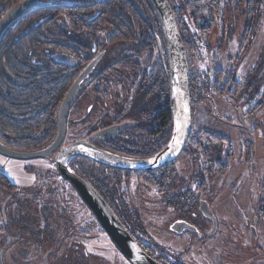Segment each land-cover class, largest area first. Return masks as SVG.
<instances>
[{"label":"rangeland","instance_id":"obj_1","mask_svg":"<svg viewBox=\"0 0 264 264\" xmlns=\"http://www.w3.org/2000/svg\"><path fill=\"white\" fill-rule=\"evenodd\" d=\"M52 1L55 4L87 2ZM253 8L255 12L250 20L246 16L247 0H220L221 14L216 18L208 39L199 38L197 30L204 22L205 14L197 19L189 13L184 17V22L195 34L197 45V50L185 55L187 66L189 73L195 75L204 91L194 108L191 134L199 135L204 140L203 145L206 143L208 148H212V145L206 142L207 137L215 135L224 139L218 153L215 152L217 155L211 156L212 159L223 157L226 150L231 149L229 171L221 178L224 181L215 175L214 180H208L209 189L214 193L221 190V194H218L220 197L230 196L232 191L233 197L242 205L238 212L242 211L249 220L263 207L264 198V0H256ZM247 24L251 26V38L241 44L243 27ZM110 33L109 28L99 32L101 47L105 46ZM131 53L124 52L126 55ZM147 59V53H141L140 67H144ZM153 63L146 67L147 72ZM215 70L223 71L219 88L229 75H233V81L240 87L236 95L232 96L233 88H229L230 94L227 92L223 96L212 90ZM135 74L134 70L119 69L107 79L111 88H102L101 92L104 93L101 94L93 93L96 86H90L87 93L74 104L60 149L81 141L90 128L98 125L102 115H116L115 96L122 103L131 96L132 87H128V83L136 78ZM121 86L129 88L128 96L123 93ZM96 101L99 103L93 106L92 103ZM257 105V109L253 110ZM240 113L244 125L240 122ZM53 154L57 155V152ZM53 161L54 155L30 161H18L0 155V172L19 190L9 194L0 190V238L3 241L0 253L3 264H44L46 254L47 264H57L64 254L73 258L84 257L87 264H128L110 243L107 235L101 232L73 190L56 176ZM199 163L200 154H181L175 167L176 183L184 180L192 190L195 184L192 178L199 173ZM122 186L127 207L132 213H137L143 223L146 236L142 237L140 233L137 235L144 243L153 241L162 247L164 254H184L182 258L201 263L194 247L197 242H193L191 251L187 253L184 250L186 237L178 238L165 230L164 225L171 221L173 213L163 207L160 197L153 190L137 183L134 178L126 180ZM226 207L215 209L214 212L219 219L221 216L223 222L232 216L224 215L222 210L234 212L233 207ZM262 219L259 243L260 240L264 241V216ZM233 222L231 220V224ZM42 230L46 231L44 236L40 233ZM41 237L45 242L44 248H40L35 241ZM47 237L53 239L49 241ZM251 247L244 248L238 242L233 254H242L243 259L252 250ZM259 254V251L256 252V255Z\"/></svg>","mask_w":264,"mask_h":264},{"label":"trees","instance_id":"obj_2","mask_svg":"<svg viewBox=\"0 0 264 264\" xmlns=\"http://www.w3.org/2000/svg\"><path fill=\"white\" fill-rule=\"evenodd\" d=\"M22 1L24 0H0V20L13 5ZM86 1L81 4H55L52 0H39L49 6L35 7L2 33L0 37V144L18 152L41 151L52 144L58 132L57 113L65 94L84 67L97 54L103 52L106 58L104 67L95 71L91 83L101 84L102 78L111 70L114 72L120 68H125L127 71L134 70L142 81L136 88L137 100L134 99L135 101L129 105L120 104L118 116L128 119L130 123H136L138 128L150 121V127L153 129L154 116H156L154 113L159 112L163 120L161 123L166 131L161 140L147 149V154L144 151H131L128 148L119 147V141H122L121 134L123 131L132 129L129 127L110 137L106 145L101 138H95L89 134V139L94 140L92 145L97 149L131 158L145 157V155L156 156L167 145L172 130L167 46L159 16L151 1L148 0ZM168 2L178 24L185 55H187L197 50V45L195 34L184 22L185 15L189 13L194 19L202 14L206 15L204 22L197 30L199 38L208 39L216 18L221 14L220 0H168ZM255 2L256 0H247L246 16L250 20L255 12L253 8ZM105 28H109L111 33L107 36L105 46L101 47L98 35ZM250 28L249 24L243 27L241 44L251 38ZM125 51H132L133 54L126 55ZM141 53H147L146 67L156 53L160 58L158 69L153 68L151 73L139 74L141 67L138 58ZM214 74L215 81L211 88L217 95L223 96L229 92V88L235 89L232 96L239 92L240 87L233 81V75H229L223 86L219 88L218 84L222 80L223 71L215 70ZM189 79L193 120L194 108L203 97L204 91L192 72L189 73ZM262 99L264 102V95ZM258 105L253 110L257 109ZM102 118L101 126H107L109 123L106 120L109 117ZM156 126L158 127L159 123ZM97 130L98 128L89 129L90 132ZM203 142L199 135L190 134L184 152L197 155L204 151L203 156L208 157L210 150L205 146L206 143L203 145ZM206 142L209 145L221 144L224 139L213 135L207 137ZM228 152L229 158L232 159L230 148ZM74 164L79 166V170L75 168L74 173L83 180H87L101 198L105 197V200L110 198L111 200H106L107 203L109 202L107 205L112 210L116 209L117 212L114 213L120 217L118 212H125V205L119 200L113 202L116 196L111 193L112 187L109 186V180L102 170L104 167L93 164L86 167L83 161H77ZM93 170L96 173H93ZM213 170L219 171L221 176L227 172L226 167L221 168V166ZM160 171L162 173L157 179L150 173L135 172V174L137 179L145 185L158 189L160 184L157 183L162 176L169 178L175 173L172 164H168ZM116 173L122 176L127 174L119 171ZM0 190L7 194L19 191L1 172ZM170 205L176 209L181 205V199L177 197L172 199L168 206ZM119 220L126 230L127 222L130 220L135 229L139 225L137 218L132 220L126 217ZM127 231L131 236H135L132 231ZM40 233L44 236L46 231L42 230ZM35 241L40 248L45 247L42 237L36 238ZM2 244L3 241L0 238V245ZM152 247V245L149 247L151 251H153ZM61 259L57 264H86L84 257L80 259L69 255L65 260Z\"/></svg>","mask_w":264,"mask_h":264},{"label":"flooded vegetation","instance_id":"obj_3","mask_svg":"<svg viewBox=\"0 0 264 264\" xmlns=\"http://www.w3.org/2000/svg\"><path fill=\"white\" fill-rule=\"evenodd\" d=\"M254 11H255V8H254ZM131 54H133V53H131ZM105 59H106L105 54L102 52V53L97 54L91 60V62L95 61V65H94L93 69L90 71V73L88 74V76L85 77L84 80H82L79 83L80 87H79V89L75 95L76 97L74 98V101L71 105V109L69 110L68 115L66 117V119H67L66 120V128L68 127V121H69L70 114H71L72 110H74V108H75L74 104H75L76 100L83 97L87 93V90H89L90 86H96V89L93 91V93H95L96 95L104 93L103 91L101 92L102 88H105L106 90L111 88L110 83L108 82L107 79L111 78V76L114 74L113 70H111V72H109L107 74V76L102 78L101 84L100 83H96V84L91 83V78H92L93 74L95 73V71L97 69L104 67ZM159 59H160L159 56L156 53H154V55L152 57V61H151V63H153V61H154V63L152 65V67L149 69L148 73H151L153 71V68L155 70L158 69L157 67H158ZM138 61H139V58H138ZM151 63H149V66L151 65ZM146 65H147V63L144 64L145 67H141V69H140L141 72L139 74H142V72H147L145 70ZM168 65H169V60H168ZM86 67H84V69ZM83 71L84 70H82L80 72L78 77L82 74ZM130 71H132V70H130ZM135 77L136 78H133L128 83V87H130V88L132 87V90H131L132 94H131V96L126 98V101H124L122 103L120 101V98L117 95L115 96L116 115L110 116L106 120L109 124L107 126H104V127L101 126L102 125L101 123L103 120L102 117H104L102 115V117H101L102 119L99 120L98 125L95 127V128H98V130L95 132L87 131L86 135L82 138L81 141H86L89 144H92V142H94V140L89 139V134H92L93 137L101 138L102 141H105L104 145H106V141H109L110 137L114 136L118 132H121L123 129L129 127L132 129H130L128 131H123V134H121L122 135V139H121L122 141H119V147L120 148L125 147V148L130 149L131 151H133V150L134 151H144L147 154V152H148L147 149L151 148L153 143H156L157 141L162 139V136H163L164 132L166 131V128L161 123L163 121V120H161V118H162L161 113H159V112H157L156 114L154 113V115H156V116H154L155 119L153 122V127H154L153 129L150 127V121H148L147 124L140 126L141 128H138L136 123H134V122L130 123L128 121V119H125L121 116H118V114H119L118 108H119L120 104L129 105L133 101L137 100L136 95L138 93H136V88L138 87V85L141 84L142 81H140L141 78L139 79L137 74H135ZM128 87L121 86V90L122 91L124 90L123 93L126 94L127 96L130 94ZM98 103L99 102L96 101V102H93L92 104H93V106H95ZM157 123H159L158 127L156 126ZM110 126H116L119 128V130L117 132H115L114 134H111L108 137L97 136L98 131L109 128ZM171 126H172V118H171ZM66 128H65V131H66ZM171 128H173V126ZM90 129H94V128H90ZM66 132H65V134H66ZM171 133H172V130H171ZM64 137H65V135H64ZM63 140H64V138H63ZM63 140H62L61 145L56 150H54L52 153H50L51 155L48 156V157H52V155H54V161H53L54 165H55L56 154H53V153H55V152L58 153L62 149V148L60 149V147L64 143ZM168 142H167V144H168ZM221 144H213V145L210 144V145H212L211 146L212 148H209L210 155L208 157L203 156L204 151L201 152L202 154L199 153L200 154V163L198 165L199 166V170H198L199 173H196L192 178L193 183H195L194 188H192V190L188 188V184L184 180L179 181V184L176 183L177 174L175 172V169H176L175 167H176V164H177L180 156L174 162L169 163V164H172V167H174L175 173L173 175H171L169 178H168V176H162V178L157 183V184H160V187L158 189L155 187H152V186L145 185L142 181H139L137 179L135 172H142V171H134V172L127 171V170L121 171V170L114 169L112 167L109 168V167L101 165V164L100 165L96 164L91 159H89V158L86 159L83 157L82 158L76 157V158L69 159L66 164L68 165L70 171H72L73 173L77 169L79 170V166L74 164V163H77V161H83L86 167H88V165H91V164L97 165L99 167L100 166L104 167V169H102V170L104 172V175L109 180V186L112 187L111 193H113L117 197V198L114 197L113 202L119 200L120 202H123V204L125 205L124 206L125 212L124 211L118 212L120 217H118V215L116 213H114L117 216L118 220L119 219H125L126 217H128L130 219L132 218V220H136V218L139 219L137 213H132L130 211V209L127 207V204L125 202V199H124L125 197H124L123 191H122V187H123L122 184L126 183V180H129L130 178H134L137 183H139L143 186H147L148 189L154 191L156 196L160 197V201H161V204L163 205V207H165L166 210H171V212L173 213L171 221L164 225L165 230H167V232H169L170 234L172 233L173 235H175L178 238L183 239L186 237L184 250L187 253L189 251H191V248L194 244L193 242H197L198 244L195 245L194 247H195V251L197 252V254L199 256V259L201 260V263H195V261H190V260L186 259L185 257L182 258V256L184 254H182V256H180L179 254L168 255L167 253L166 254L162 253V247L158 246L155 242L149 240L148 241L149 243H144L141 240L140 236H142V237L146 236V233L143 230V223L140 219H139V225H137V229H135L133 227L132 223L130 222L131 220L129 222H127V225H126L127 230H129L130 232L132 231L135 235L134 237L132 236L134 241L136 243H138L139 246L142 248V250L145 253H147L148 255H150L158 264H240V263H242V264H264V241L260 240V243L258 242L259 241L258 240V238H259L258 233H260L259 228L261 225V221L263 220L262 218L264 216V212H263V210H264V198L262 199V202H263L262 206L263 207H261L260 210L258 212H256L257 214L252 215V219L249 220L244 216V213L242 211H241V213L238 212L239 207L242 208V205L240 202L238 203L236 197H233L232 191L230 193V196L220 197V196H218V194H221L220 193L221 190L214 193L212 190L209 189L210 183L208 182V180L209 181L211 179L214 180L215 175H216V177L218 176V178L221 181H224L221 178H224L226 176V174L228 173V171H229L228 169H229L230 163L232 161V159L229 158V152H228L229 148L226 150V153L223 157L217 156L214 159H212L211 156H213L214 154L217 155V153L219 151L218 149L221 147L220 146ZM46 148H44V149H46ZM164 148H162V150H164ZM102 151L106 152L110 155L112 154L114 156H117L119 158H125V159H130V160H145V159H148V158L155 156V155H153V156L145 155V157L131 158V157L123 156V155L120 156L118 154H115L114 152L112 153V152H109L107 150H102ZM184 151H185V149L183 150V152L181 154H183V153L186 154ZM159 152H161V151H159ZM215 152H217V153H215ZM187 155H189V156L196 155V153L195 154L193 153L191 155L187 154ZM72 164L75 165V167H73ZM219 166H221V168L226 167L227 172L225 175L221 176L219 171L213 170V169H217ZM75 168H76V170H74ZM162 168H164V167H162ZM162 168H159L155 171H146V172H142V173L154 174V177L156 176V179H157L158 175L162 173L160 171ZM55 171H56V169H55ZM118 171L119 172H126L127 174H123V176H122V175L116 173ZM93 173H96V171L93 170ZM56 176L59 177L57 175V171H56ZM59 178L63 181V179L61 177H59ZM63 182L65 184H67L69 188H71L67 182H65V181H63ZM86 182L88 184H90L87 180H86ZM71 190H73V192L75 193L73 188H71ZM75 195H76V193H75ZM76 197H77V195H76ZM176 197L181 199V205L175 209L171 205L168 206V204L172 201V199H174ZM107 199H110V198H106V200ZM106 200H105V202H106ZM233 201H234V203H233ZM234 204H235V206H234ZM225 205L227 207L228 206L233 207L234 212H229L226 209L222 210L223 212L222 211L221 212L224 215L229 214L232 216L231 219H228L225 222H223V220L221 219V216L219 219L215 215L214 212H215V209L221 210ZM112 211L117 212L116 209H113ZM89 213L92 215V213L90 211H89ZM249 217H251V216L249 215ZM235 218H237V219H235ZM231 220L235 221V222H233V224H231ZM123 227H124V225H123ZM139 233H140V236L137 235ZM237 238H240V239L237 241ZM238 242H240L244 246V248H246L247 246H252L251 247L252 250H250L249 254L247 256H245L243 259L241 258L242 254H239V253L238 254L236 253L235 255L233 254L234 253L233 249L234 248L237 249V243ZM254 242H256V243H254ZM151 245L153 246L152 247L153 251H151L149 249V247ZM258 251L260 252V254L256 255V252H258ZM238 252H240V251L238 250ZM67 256H68L67 254H64V255L60 256L62 258V259L61 258L60 259L65 260L67 258ZM47 259H44V264H45V262L47 264ZM126 263H128V262H126Z\"/></svg>","mask_w":264,"mask_h":264},{"label":"water","instance_id":"obj_4","mask_svg":"<svg viewBox=\"0 0 264 264\" xmlns=\"http://www.w3.org/2000/svg\"><path fill=\"white\" fill-rule=\"evenodd\" d=\"M151 1L155 11L159 16L160 23L163 28V35L167 46V57L169 58V103L172 118V133L170 140L164 150L156 156L145 160H130L110 155L97 149L86 141H76V143L64 146L55 157V169L57 175L67 182L74 189L77 197L82 201L84 206L92 213L94 221L97 222L100 230L104 232L110 243L113 244L117 252L125 259L128 264H158L150 255L145 253L138 243L134 241L129 232L123 227L120 220L109 208L103 198L99 196L97 191L83 180L80 176L70 171L66 164L69 159L83 157L91 159L96 164H101L109 168L127 171H155L159 168L167 166L174 162L185 149L192 130V114L189 91V68L185 57L184 45L182 44L181 34H179L178 24L176 23L173 11H171L168 0H148ZM46 3L39 0H24L17 3L9 9L0 20V37L7 27L17 21L32 9L46 8ZM95 61L91 62L82 72V74L73 81V85L65 94L57 113L58 128L57 135L46 149L42 151H16L0 144V155L14 160L30 161L31 159L46 158L50 153L56 150L62 143L65 135L66 117L71 105L76 97V93L80 87V82L88 76L93 69ZM240 122L242 125L243 117L240 113ZM180 125V131L177 126ZM246 128V127H245ZM119 130L116 126L98 131L97 136L108 137ZM177 137L179 143L176 144L173 137ZM169 145H175L173 149H169ZM86 149V150H84ZM152 161V163H149ZM135 245V249L132 247ZM46 254L45 259H47ZM139 257V258H137ZM0 264H3L0 253ZM46 264V262H45Z\"/></svg>","mask_w":264,"mask_h":264},{"label":"snow or ice","instance_id":"obj_5","mask_svg":"<svg viewBox=\"0 0 264 264\" xmlns=\"http://www.w3.org/2000/svg\"><path fill=\"white\" fill-rule=\"evenodd\" d=\"M180 128H181V126L178 125V126H177V131H178V132L180 131ZM173 139H174V141H176V144L179 143L177 137L174 136ZM174 147H175V145H169V149H170V150L173 149ZM84 150H86V149H84ZM149 163H152V161H149ZM132 247L135 249V245H133ZM137 258H139V257H137Z\"/></svg>","mask_w":264,"mask_h":264}]
</instances>
